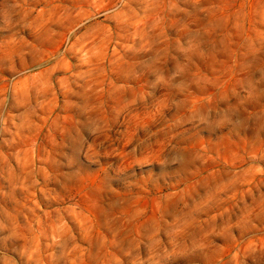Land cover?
I'll return each instance as SVG.
<instances>
[{
  "label": "rangeland",
  "instance_id": "374dc122",
  "mask_svg": "<svg viewBox=\"0 0 264 264\" xmlns=\"http://www.w3.org/2000/svg\"><path fill=\"white\" fill-rule=\"evenodd\" d=\"M0 264H264V0H0Z\"/></svg>",
  "mask_w": 264,
  "mask_h": 264
}]
</instances>
